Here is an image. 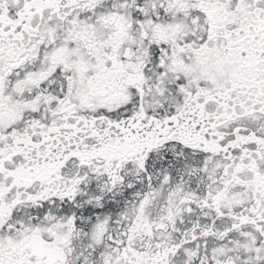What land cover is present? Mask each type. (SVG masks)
<instances>
[{
    "label": "snow or ice",
    "instance_id": "1",
    "mask_svg": "<svg viewBox=\"0 0 264 264\" xmlns=\"http://www.w3.org/2000/svg\"><path fill=\"white\" fill-rule=\"evenodd\" d=\"M0 264H264V0H0Z\"/></svg>",
    "mask_w": 264,
    "mask_h": 264
}]
</instances>
